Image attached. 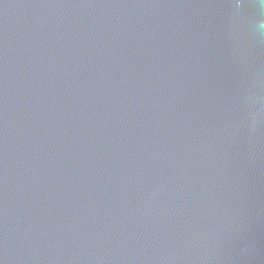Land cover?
Masks as SVG:
<instances>
[{"label": "water", "instance_id": "water-1", "mask_svg": "<svg viewBox=\"0 0 264 264\" xmlns=\"http://www.w3.org/2000/svg\"><path fill=\"white\" fill-rule=\"evenodd\" d=\"M0 264H264V0H0Z\"/></svg>", "mask_w": 264, "mask_h": 264}]
</instances>
